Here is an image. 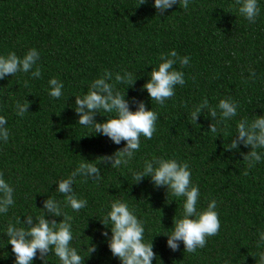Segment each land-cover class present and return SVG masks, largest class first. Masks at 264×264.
Masks as SVG:
<instances>
[{"label": "trees", "instance_id": "trees-1", "mask_svg": "<svg viewBox=\"0 0 264 264\" xmlns=\"http://www.w3.org/2000/svg\"><path fill=\"white\" fill-rule=\"evenodd\" d=\"M138 0H0V54L16 52L23 57L31 48L40 52L41 76L17 73L0 79V115L7 119L10 137L0 143V171L15 190V205L0 216V264H15L12 245L5 233L8 223H23L27 215H40L56 192L58 180L66 178L83 159L99 164L103 156L122 149L102 134L87 135L77 122L73 103L87 92L91 82L107 71L132 72L134 85L118 84L135 110L145 101L158 115L151 139L141 137L135 157L118 168L100 163L99 180L78 178L74 190L87 200V207L73 212V246L85 264H122L110 250L104 232L111 235L100 216L110 202L122 199L144 221L145 239H153L157 256L153 264H264L257 247L264 230V162L249 168L245 156L251 146L225 149L238 137L237 124L264 115V0L261 13L250 22L239 14L236 0H189L160 12L154 0L136 6ZM176 50L189 56L187 66L174 67L185 74V84L164 105L152 101L142 85L150 79L162 54ZM256 73L255 77L250 71ZM35 67L33 68V71ZM52 77L63 81L64 95L48 94ZM127 88V90H126ZM76 94V95H75ZM230 97L238 114L209 131L216 122L204 110L197 121L191 113L205 99L216 106ZM17 102L29 104L24 116L16 114ZM97 120L107 116L97 114ZM86 135V136H84ZM264 151V150H258ZM187 162L192 182L199 186L205 208L217 200L221 228L207 238V245L194 253L180 242L173 251L163 233L183 213V198L167 186L156 187L150 178L133 183L132 173L152 157ZM40 207V208H39ZM50 221L63 216L46 213ZM95 251L89 256V248ZM34 264H60L54 253Z\"/></svg>", "mask_w": 264, "mask_h": 264}, {"label": "clouds", "instance_id": "clouds-1", "mask_svg": "<svg viewBox=\"0 0 264 264\" xmlns=\"http://www.w3.org/2000/svg\"><path fill=\"white\" fill-rule=\"evenodd\" d=\"M147 3V0H138L136 6ZM177 3L188 8L189 0H154L153 7L163 12L172 8ZM239 14L250 22H255L261 13L260 0H236ZM40 59V52L31 48L21 57L12 51L0 54V79L11 74L31 73L33 78L41 76V69L36 66ZM189 56H179L176 50L162 54L157 67H153L150 79L142 85L146 89L152 101L160 105L173 97L177 86L185 84V74L177 70L174 65L179 62L187 66ZM35 70L33 71V68ZM250 75L255 77L256 73L249 69ZM137 78L132 72L122 71L115 75L107 71L95 78L83 95H76L73 103L78 115L76 123L89 129L87 135H99L109 137L115 144L119 145L126 141L125 146L117 152L103 156L99 164L92 163L89 159L79 161L66 178L58 180L56 192L63 195V200L50 197L44 204L40 215H27V220L20 224L8 223L5 233L8 243L12 245L15 253V264H34L39 252L41 258H46L49 253H54L60 264H85L77 247L73 246L74 234L72 228L73 217L65 213L64 208L70 207L73 212H79L87 207V200L79 197L74 185L78 178L87 180L93 178L99 180L102 175L103 162L106 166L118 168L126 165L135 157L141 147V137L151 139L156 131L158 113L153 108H148L146 102L138 101L135 110L130 107L126 95L122 93L117 85H134ZM48 94L54 99L64 95L63 81L52 77L48 81ZM126 88V90H127ZM29 104L17 102L16 114L24 116L29 111ZM208 110L216 122L209 129L212 133L218 132V124H222L238 114L239 105L230 97L219 100L216 106L209 105L205 99L191 113L193 120L204 111ZM107 116L105 120H97V114ZM238 137L225 149H238L241 142L251 146V151L245 156L248 167L253 168L258 163L264 162V115H256L251 121L242 119L237 124ZM86 136V135H84ZM10 137L7 127V119L0 115V143H6ZM192 173L189 164L175 158L152 157L146 159L141 168L133 171V183H139L144 178H150L156 187L167 186L173 196L183 198V213L174 219L170 231L163 232L167 236L168 246L178 250L180 242L184 244V250L194 253L207 245V238L215 236L220 228L221 221L217 210L216 199H211L207 207L201 208L200 189L191 179ZM15 190L0 171V216L6 215L10 207L15 205ZM46 213L53 216H63V220L56 222L46 218ZM106 228H110L111 235L104 232L112 254L118 257L122 264H153L157 256L153 247V239H145L144 221L140 219L129 203L122 199H114L110 202L105 215L100 216ZM257 247L261 249L260 260L264 262V230H260ZM95 251V246L89 248V256Z\"/></svg>", "mask_w": 264, "mask_h": 264}]
</instances>
